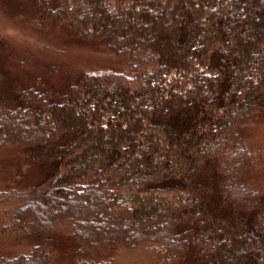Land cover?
Segmentation results:
<instances>
[{
    "label": "trees",
    "instance_id": "obj_1",
    "mask_svg": "<svg viewBox=\"0 0 264 264\" xmlns=\"http://www.w3.org/2000/svg\"><path fill=\"white\" fill-rule=\"evenodd\" d=\"M35 5L34 24L111 63L49 64L0 95V147L42 174L0 186V264H264V152L246 133L264 118V0Z\"/></svg>",
    "mask_w": 264,
    "mask_h": 264
},
{
    "label": "rangeland",
    "instance_id": "obj_2",
    "mask_svg": "<svg viewBox=\"0 0 264 264\" xmlns=\"http://www.w3.org/2000/svg\"><path fill=\"white\" fill-rule=\"evenodd\" d=\"M36 1L0 0V72L4 74L0 95H9L14 87L23 88L34 76L51 79L49 64L56 65L60 71L62 69L76 73L77 69L87 70L111 63L102 53L93 50V47L80 46L69 40L64 27L58 29L52 24L42 25L47 21L41 20H37L40 27L34 24L31 20L40 11V7L35 5ZM62 80L63 77H58L56 83L59 84ZM260 121L262 122L258 125L247 128L246 133L261 145L264 152V118ZM18 151L17 147L10 145L0 147L2 187L13 185V188L21 190L39 181L42 175L38 167L24 162ZM22 169L26 170L20 173ZM262 175L264 186V170ZM11 181V184H7ZM4 246L9 247L11 244L6 239L2 240L0 253H4ZM152 257L146 253L121 251L116 264H153ZM65 263L66 256L60 254L51 264Z\"/></svg>",
    "mask_w": 264,
    "mask_h": 264
}]
</instances>
